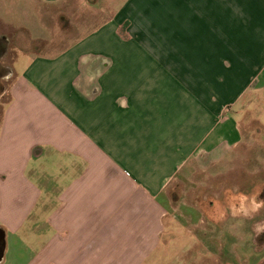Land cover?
Segmentation results:
<instances>
[{
	"label": "crops",
	"instance_id": "crops-1",
	"mask_svg": "<svg viewBox=\"0 0 264 264\" xmlns=\"http://www.w3.org/2000/svg\"><path fill=\"white\" fill-rule=\"evenodd\" d=\"M43 1L58 6L51 37L2 35L19 56L0 79V264H144L187 208L170 183L204 171L221 134L220 148H262L264 0ZM249 178L221 197L196 185L189 204L214 234L240 219L262 251L264 175Z\"/></svg>",
	"mask_w": 264,
	"mask_h": 264
},
{
	"label": "rangeland",
	"instance_id": "rangeland-1",
	"mask_svg": "<svg viewBox=\"0 0 264 264\" xmlns=\"http://www.w3.org/2000/svg\"><path fill=\"white\" fill-rule=\"evenodd\" d=\"M124 1L126 0H107L108 4L112 2L121 4ZM54 7L58 8L57 4L43 0H0V38L3 37L2 35H10L12 32L20 30L18 28H23V32L26 31L32 39L43 40L51 37L52 31L46 26V23H49L47 22L50 20L49 14L53 12L51 9ZM42 21H46V23L44 24ZM1 42L3 41L0 40V44ZM5 47L6 53H8L0 60L3 64H7L11 59L12 54L9 51L17 53V50L13 47L7 50L10 47L7 41ZM57 48L54 46L48 48L46 54H51ZM128 68L130 69V67ZM127 73H129L128 70ZM161 76L158 73L155 76L152 75L155 81H159ZM140 77L143 76L140 75ZM5 84L0 81L1 88L5 87ZM221 87L224 88V86ZM252 108L253 111H250V118L255 114L254 109L257 106H252ZM228 109V103H220V113L219 117H217L220 125L226 124ZM236 112L235 108L231 109L230 117L236 118ZM262 116L264 119V113ZM251 129L256 132L257 127L253 126ZM257 136H259L262 148L253 150L251 153L244 147H237L236 151H230L228 150V143L224 146V149L220 148L224 141V136L221 134L219 141L216 142L219 149L216 150L214 155H211L213 157L209 159V164L205 165L204 171H201L200 168H193V171L197 173L193 177L195 181L187 179L186 181L184 180L183 185L177 179L167 186V193L175 195L176 198L179 197L181 190L184 189V205L187 208L186 211L185 208H182L181 212L177 214L171 212L162 220L159 226L161 239L157 243L155 252L144 261V264H264V249L258 251L259 245L252 242L243 221L232 217L224 224L219 233H212L211 226L207 223L206 218L200 216L198 209L190 206L189 203H191L193 197L188 192L196 188L195 186L197 185L200 187L196 194L204 197L210 195L221 197L223 189L227 187L236 188L235 186L241 188L245 185L244 180L248 179L254 172L258 171L259 174L264 175V166L257 167V163H264V134L255 133V138ZM242 143V145L245 144L244 142ZM238 155L243 158H251L250 161L254 165L234 167V159ZM190 170L191 167L187 168L186 172L189 173L191 172ZM230 172L231 174H229ZM229 175H231V178H229ZM255 179L256 177L249 178L245 188L248 186L258 188L263 184ZM160 201L163 202L164 199L161 198ZM255 206L253 202L250 208L253 209ZM243 207L241 208L243 209ZM226 233H229L233 240L228 237V240L226 238L220 239Z\"/></svg>",
	"mask_w": 264,
	"mask_h": 264
},
{
	"label": "flooded vegetation",
	"instance_id": "flooded-vegetation-1",
	"mask_svg": "<svg viewBox=\"0 0 264 264\" xmlns=\"http://www.w3.org/2000/svg\"><path fill=\"white\" fill-rule=\"evenodd\" d=\"M1 44H0V60H2L5 55H6V39L4 37L0 38ZM9 74V68H7L3 63H1L0 61V79H7L6 77H8ZM262 198H264V193L261 195ZM207 208V212H209V214L211 213L210 208ZM2 250H3V241H2V237H1V233H0V257L2 255Z\"/></svg>",
	"mask_w": 264,
	"mask_h": 264
},
{
	"label": "trees",
	"instance_id": "trees-1",
	"mask_svg": "<svg viewBox=\"0 0 264 264\" xmlns=\"http://www.w3.org/2000/svg\"><path fill=\"white\" fill-rule=\"evenodd\" d=\"M125 26H126V24L119 29V34L122 35V37H123L124 40L127 39L126 35H123V32H122V30L125 29Z\"/></svg>",
	"mask_w": 264,
	"mask_h": 264
},
{
	"label": "water",
	"instance_id": "water-1",
	"mask_svg": "<svg viewBox=\"0 0 264 264\" xmlns=\"http://www.w3.org/2000/svg\"><path fill=\"white\" fill-rule=\"evenodd\" d=\"M0 233H1V237H2V239H3V234H2V231L0 230ZM1 258V257H0Z\"/></svg>",
	"mask_w": 264,
	"mask_h": 264
}]
</instances>
